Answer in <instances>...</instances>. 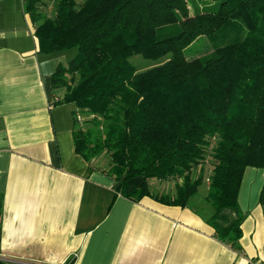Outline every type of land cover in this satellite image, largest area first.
I'll return each mask as SVG.
<instances>
[{"label": "trees", "instance_id": "16d2710c", "mask_svg": "<svg viewBox=\"0 0 264 264\" xmlns=\"http://www.w3.org/2000/svg\"><path fill=\"white\" fill-rule=\"evenodd\" d=\"M55 1L25 8L42 52L77 48L52 75L53 91H65L56 102L85 116L76 152L90 163L106 153L116 191L135 201L152 193L151 180L172 181L175 194L160 199L185 206L209 177L210 221L235 243L244 172L264 169V0L193 12L188 0H57L52 16ZM202 35L213 51L187 57ZM134 55L157 64L140 71ZM226 209L236 216L222 221Z\"/></svg>", "mask_w": 264, "mask_h": 264}, {"label": "crops", "instance_id": "0c3cea01", "mask_svg": "<svg viewBox=\"0 0 264 264\" xmlns=\"http://www.w3.org/2000/svg\"><path fill=\"white\" fill-rule=\"evenodd\" d=\"M72 51V50H71ZM77 54L40 50L25 0H0V259L11 264H264V169L246 168L235 243L217 235L207 190L185 206L116 191L107 165L76 152V106L58 103L52 75ZM236 212L226 209L221 220Z\"/></svg>", "mask_w": 264, "mask_h": 264}, {"label": "rangeland", "instance_id": "374dc122", "mask_svg": "<svg viewBox=\"0 0 264 264\" xmlns=\"http://www.w3.org/2000/svg\"><path fill=\"white\" fill-rule=\"evenodd\" d=\"M56 2H57V0L55 2L49 4V6L47 5V7H46L48 10V13L52 16H54L56 14V6H57ZM188 2H189V6H190V9L192 12L195 11L197 6L205 7V10H207V9H212V10L218 9V2L216 0H188ZM212 48H213V43L209 40V38L207 36L202 35L192 45H190L188 47V49L186 50L185 53H186L187 57H190L192 55L201 56V55L212 52L213 51ZM67 50H69V52H72V51L76 52L77 48H71V49H67ZM131 61L137 66L138 70H140V71L157 64L153 60L146 59L141 55L132 56ZM63 93L65 94V91H63ZM84 118H85V116H84ZM100 159L103 162V164H105V165L108 164L109 157L106 153H103L101 155ZM206 170H208V169H206ZM172 183L175 184V182H172ZM207 184H208L207 179H205V182H203L202 185L200 186V190L206 191L207 190L206 189Z\"/></svg>", "mask_w": 264, "mask_h": 264}, {"label": "built area", "instance_id": "2783aa9c", "mask_svg": "<svg viewBox=\"0 0 264 264\" xmlns=\"http://www.w3.org/2000/svg\"><path fill=\"white\" fill-rule=\"evenodd\" d=\"M76 119L80 122V121H82L83 119H84V115L83 114H81L79 111H77L76 112ZM209 162H210V159H207L206 160V167L208 166V164H209ZM200 169V168H199ZM207 179V183L209 182V177H207L206 178ZM180 181H182V180H180Z\"/></svg>", "mask_w": 264, "mask_h": 264}]
</instances>
